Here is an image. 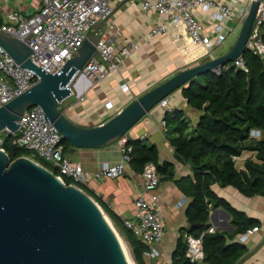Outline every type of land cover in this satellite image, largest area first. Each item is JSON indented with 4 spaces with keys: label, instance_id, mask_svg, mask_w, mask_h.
Listing matches in <instances>:
<instances>
[{
    "label": "crops",
    "instance_id": "1",
    "mask_svg": "<svg viewBox=\"0 0 264 264\" xmlns=\"http://www.w3.org/2000/svg\"><path fill=\"white\" fill-rule=\"evenodd\" d=\"M216 2L234 10L244 8L246 5L245 0H216ZM40 4L41 0H0V24L14 22L6 17L5 12L14 10L16 14L28 16L34 13ZM111 4L116 28L109 31L107 40L119 47L122 39L129 37L139 48L124 57L118 69L110 72L102 80L89 79L83 75L74 78L71 84L72 93L59 104V109L68 120L81 127L104 123L130 101L173 74L209 59L204 47H197L187 39L182 24L169 22L165 16L155 11L141 9L137 0H113ZM195 16L207 30L211 28L214 22L211 12L197 10ZM160 24H165V32L151 36L150 29ZM229 24L235 27V33L227 38L237 37L236 29L240 25L236 18L231 19ZM121 85H125L126 89ZM181 89V87L176 89L167 97L165 108L158 103L126 133L128 138L142 139L147 145H154L158 151L159 163L170 164L172 171V178H162L157 188L165 234L161 241L147 245L149 251L143 254L145 264H171L180 231L190 227L185 216V209L190 199L178 189L174 180L191 175L193 167L177 157L162 125L165 111L179 110L188 124L185 133L187 135L193 133L203 111L190 106L182 96ZM249 138L258 137L254 134ZM248 143L249 141L246 142ZM64 155L82 165L85 175L81 185L94 200H101L111 209L119 219L118 224L104 213L118 229H124L123 219L134 216V201L143 189L141 174L135 173L127 162L124 175L114 178H97L94 175L103 163L116 164L121 161L122 155L117 139L99 148H77L73 151L69 150ZM233 159L238 169L244 168L246 160H257L255 152L251 150H243ZM212 190L230 206L250 219L256 220V224L249 228L257 229L247 239L240 241L239 235L245 230L233 233L236 226L232 222L230 213L221 206H210L209 228L212 232L233 234L232 238H227V242L236 241L246 247L245 253L235 264H247L252 261L264 264V197L261 195L248 197L233 186L223 187L217 183L212 184ZM223 211L228 214L227 217ZM203 259L196 264H208Z\"/></svg>",
    "mask_w": 264,
    "mask_h": 264
},
{
    "label": "water",
    "instance_id": "2",
    "mask_svg": "<svg viewBox=\"0 0 264 264\" xmlns=\"http://www.w3.org/2000/svg\"><path fill=\"white\" fill-rule=\"evenodd\" d=\"M259 3L252 0L236 40L226 53L178 71L92 127L74 124L59 109L72 93L74 78L95 51L91 37L58 73H49L30 60L31 49L26 44L0 32V47L15 63L39 77L29 89L0 106V132L7 129L16 133L23 111L39 105L45 119L68 141L71 151L102 147L126 134L176 89L241 56ZM187 164L194 167L191 159ZM195 227L190 225L189 230ZM129 257L122 238L91 196L74 185H65L27 156L11 161L0 149V264H134Z\"/></svg>",
    "mask_w": 264,
    "mask_h": 264
},
{
    "label": "built area",
    "instance_id": "3",
    "mask_svg": "<svg viewBox=\"0 0 264 264\" xmlns=\"http://www.w3.org/2000/svg\"><path fill=\"white\" fill-rule=\"evenodd\" d=\"M112 1L41 0L38 9L31 15L16 14L14 10L5 12L6 17L14 22L0 24V32L26 44L31 49L30 60L49 73H58L65 61L75 55L83 42L91 37L95 51L78 75L99 81L110 72L117 70L123 58L139 48L129 37H124L119 47L107 40L109 31L116 28L112 17ZM137 1L141 9L155 11L165 16L169 22L182 24L187 39L193 45L206 49L208 60L214 59L216 57L214 50L224 44L227 36L235 33V27L229 24L231 19L236 18L238 25L242 26L252 2V0H245L244 8L234 10L226 5L217 4L216 0ZM212 9L213 11H211ZM197 10L211 12L214 22L209 30L195 16ZM263 29L264 0H260L245 47L261 58L264 57ZM165 30V24L156 25L150 29V35H159ZM232 65L244 71L247 70L242 55L235 58ZM229 66L228 62L215 72L219 73ZM38 79L39 77L34 71L15 63L0 47V106L29 89ZM121 87L126 89L125 85H121ZM159 104L165 108L167 98L162 99ZM17 123L18 129L14 133L17 136L13 142L30 151L29 159L33 161L41 159L49 163L51 169H56V176L63 183L64 177L72 181L70 185L76 186L83 182L85 172L82 165L71 161L64 155L61 134L51 122L45 119L44 112L39 105L25 109ZM162 125L165 127L164 120ZM1 132L9 133L7 129ZM254 134L259 137L261 131L251 128L249 136ZM127 140L126 134L117 138L122 159L116 164L103 163L94 174L97 178H114L125 174V164L130 159L129 152L131 151ZM0 149L3 148L0 147ZM49 171L51 172V170ZM141 177L143 189L134 201V216L123 219V225L141 243L150 245L161 241L165 234L161 219L160 199L157 193L160 180L155 166L151 162L144 165ZM101 211L109 220L104 211L102 209ZM256 229V227L246 229L239 235V240L244 241ZM207 231L212 232V229L208 228ZM184 238L186 241L185 256L188 264H196L204 257L202 238L190 233H186ZM247 264L260 263L252 261Z\"/></svg>",
    "mask_w": 264,
    "mask_h": 264
},
{
    "label": "trees",
    "instance_id": "4",
    "mask_svg": "<svg viewBox=\"0 0 264 264\" xmlns=\"http://www.w3.org/2000/svg\"><path fill=\"white\" fill-rule=\"evenodd\" d=\"M264 43V30L262 33ZM246 71L232 65L219 73L207 72L194 78L187 86L181 87V94L187 103L203 111L191 135H187L188 124L179 110L165 111L163 120L165 131L177 157L194 163L192 174L174 180L178 189L190 199L185 209V216L195 228L181 230L171 264H188L185 256L186 241L184 233L201 236L204 252L203 261L208 264H235L245 253L246 247L238 243L227 242L232 235L220 232H208L210 206L225 208L236 226L233 233L241 232L256 224V220L245 216L225 200L216 196L212 184L233 186L245 196L261 195L264 197V57L261 58L252 50L245 48L242 54ZM257 128L261 131L258 138H249V130ZM2 143L9 159L30 156V151L14 143L17 136L1 132ZM249 141L248 144L246 142ZM63 153L70 150L67 140L62 139ZM131 146L128 165L141 174L146 163L151 162L162 178L171 179L170 164L159 163L158 151L154 145H147L142 139L128 138ZM243 150L255 152L256 161L246 160L243 169L235 166L233 157L239 156ZM43 167L56 175L49 163L34 159ZM65 185L72 181L64 177ZM89 196H92L81 184H76ZM104 212L118 224V217L101 200H96ZM124 233L135 264H145L143 254L149 251L146 244L141 243L132 232L125 228Z\"/></svg>",
    "mask_w": 264,
    "mask_h": 264
},
{
    "label": "rangeland",
    "instance_id": "5",
    "mask_svg": "<svg viewBox=\"0 0 264 264\" xmlns=\"http://www.w3.org/2000/svg\"><path fill=\"white\" fill-rule=\"evenodd\" d=\"M100 28H102V25H100ZM240 29H241V26H239V27L236 29V34L239 33ZM235 40H236V37H233V36L228 37V38L226 39L225 43H224L222 46H220V47H218V48H216V49L214 50V55H218V54H220V53H222V52L227 51V50L229 49V46H232V45L234 44ZM109 220H110V219H109ZM110 222H111V221H110ZM111 224H112V226H113V229H114V230L116 231V233L122 238L123 242L125 243V245H126L128 251H129V254H130L129 259L135 264V262H134V260H133V258H132L131 251H130V248H129V246H128V243H127V240H126V237H125L124 233L121 232V230L118 229V227H116L112 222H111Z\"/></svg>",
    "mask_w": 264,
    "mask_h": 264
},
{
    "label": "bare ground",
    "instance_id": "6",
    "mask_svg": "<svg viewBox=\"0 0 264 264\" xmlns=\"http://www.w3.org/2000/svg\"><path fill=\"white\" fill-rule=\"evenodd\" d=\"M129 259H126V261H128Z\"/></svg>",
    "mask_w": 264,
    "mask_h": 264
}]
</instances>
